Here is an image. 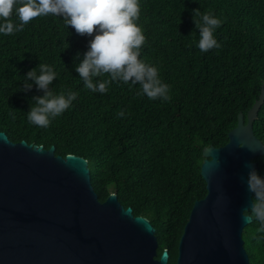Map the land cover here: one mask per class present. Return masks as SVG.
Wrapping results in <instances>:
<instances>
[{
    "label": "trees",
    "instance_id": "trees-1",
    "mask_svg": "<svg viewBox=\"0 0 264 264\" xmlns=\"http://www.w3.org/2000/svg\"><path fill=\"white\" fill-rule=\"evenodd\" d=\"M140 7L137 23L146 37L140 58L159 69L170 85V101L149 100L130 83L113 82L106 93L86 89L75 67L90 38L67 28L61 17L41 16L22 31L0 33V132L13 143L85 158L99 200L115 193L135 216L149 219L156 229L157 258L168 250L169 264H177L192 208L208 193L201 175L203 150L227 145L239 114L247 120L264 89V0H140ZM194 9L223 21L214 32L219 49L203 53L197 47ZM12 20L19 23L15 9ZM40 63L56 72L50 87L57 94L79 93L47 128L27 119L32 97L43 93L34 84L23 91L26 74ZM121 110L125 115L118 117ZM254 133L264 143V104ZM254 161L264 177V156ZM262 227L253 218L243 232L251 264H264Z\"/></svg>",
    "mask_w": 264,
    "mask_h": 264
},
{
    "label": "water",
    "instance_id": "water-1",
    "mask_svg": "<svg viewBox=\"0 0 264 264\" xmlns=\"http://www.w3.org/2000/svg\"><path fill=\"white\" fill-rule=\"evenodd\" d=\"M264 104V89L224 147L203 150L201 175L207 196L195 202L180 239L177 264H251L243 232L252 222L253 194L247 176L264 156L254 122ZM0 132V264H169L158 259L156 229L135 216L117 194L101 202L89 162L56 155L55 147L34 150Z\"/></svg>",
    "mask_w": 264,
    "mask_h": 264
},
{
    "label": "clouds",
    "instance_id": "clouds-1",
    "mask_svg": "<svg viewBox=\"0 0 264 264\" xmlns=\"http://www.w3.org/2000/svg\"><path fill=\"white\" fill-rule=\"evenodd\" d=\"M19 23L12 20L13 11ZM141 12L140 0H0V33L12 35L41 16L61 17L67 28L74 29L81 37H89L87 51L80 58L75 71L83 80L86 89L106 93L113 82L139 85L138 95L149 100L170 101V85L160 78L159 69L140 58L146 37L138 25ZM193 23L199 32L197 47L203 53L219 49L214 32L223 21L211 11L201 13L193 10ZM193 31L192 35H195ZM68 48V47H67ZM53 67L40 63L24 78L23 91L29 92L36 86L43 95L33 96L27 119L30 124L47 128L52 120L70 108L79 93L61 90L58 94L52 85L56 80ZM107 76L94 83L93 78ZM32 81L33 83H28ZM118 117L125 113L121 110ZM41 151V146H34ZM248 190L253 194L251 210H243L242 219L252 222L253 218L264 225V177L255 169L247 176ZM264 231V227L260 229Z\"/></svg>",
    "mask_w": 264,
    "mask_h": 264
}]
</instances>
